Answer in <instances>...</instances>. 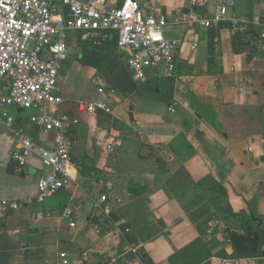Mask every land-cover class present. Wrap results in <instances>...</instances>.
Segmentation results:
<instances>
[{
  "label": "crops",
  "instance_id": "0c3cea01",
  "mask_svg": "<svg viewBox=\"0 0 264 264\" xmlns=\"http://www.w3.org/2000/svg\"><path fill=\"white\" fill-rule=\"evenodd\" d=\"M189 3L139 0L145 14L166 16V36L180 40L172 78L150 71L136 80L112 33L102 45L67 34L68 58L58 72L64 102L47 109L76 120L69 178L38 202L37 178L50 170L29 155L17 174L13 139L0 132V200L21 205L5 218L0 264H170L195 244L197 264H264V240L256 256L237 255L224 231L231 214H252L264 232V0H235L230 17L252 25L239 54L229 22L217 30L178 24ZM214 8L209 0L204 15ZM99 90L107 111L79 112L78 104L92 103ZM11 111L36 144H52L51 135L29 124L33 110ZM203 190L208 197L198 196L203 204L195 207ZM74 205L80 210L70 228L61 213Z\"/></svg>",
  "mask_w": 264,
  "mask_h": 264
},
{
  "label": "built area",
  "instance_id": "2783aa9c",
  "mask_svg": "<svg viewBox=\"0 0 264 264\" xmlns=\"http://www.w3.org/2000/svg\"><path fill=\"white\" fill-rule=\"evenodd\" d=\"M208 3L190 0L178 24L189 29L217 30L229 22L232 37L252 34L251 23L230 17L235 0H215L211 17L204 15ZM60 9L65 10L66 17L59 16ZM170 25L164 15L145 14L139 0H0V132L13 139L11 160L17 174L29 155L36 156L43 168L50 170L37 178L38 202L63 190L69 178L70 132L76 120L47 109H57L64 102L58 89V72L68 58L67 34L76 32L81 41L92 44H100L114 34L117 48L125 52L128 71L142 81L150 71L160 72L164 78L173 77L180 40L166 36ZM101 96L103 91L99 90L92 103L80 102L78 111H107ZM13 109L33 110L29 124L51 135L52 144H36L26 130L15 125ZM115 147L114 143L108 144L106 152ZM20 207L17 202L0 200V236L8 212ZM79 210V205L62 210L61 217L70 228L75 227L74 216ZM101 214V206L96 204L94 216ZM213 230L211 227L209 233ZM227 243L231 245L229 235ZM129 251L138 255L137 246L129 247ZM60 256L64 258L65 254Z\"/></svg>",
  "mask_w": 264,
  "mask_h": 264
},
{
  "label": "trees",
  "instance_id": "16d2710c",
  "mask_svg": "<svg viewBox=\"0 0 264 264\" xmlns=\"http://www.w3.org/2000/svg\"><path fill=\"white\" fill-rule=\"evenodd\" d=\"M243 36L244 35H242V34H237L232 38V50L235 54H239L242 51ZM105 40L106 39L101 40L100 45H102V43H104ZM89 44L97 45V44H92V42H90ZM115 45H116V41H115ZM255 49L256 48L254 47V50ZM251 55H253V54H251ZM248 57L252 58L251 56H248ZM229 219H233V222L230 221ZM229 219L225 223L226 227L224 230L229 236L231 234H238L239 231H243L244 233L249 232V231H256V232H258L259 237H260L259 246L263 243L264 232L260 229V220L258 218H256L252 214H249V215H247V214H231ZM206 222H203V223H206ZM233 223H235V224L237 223V225H234ZM202 225L203 224L197 225L198 229L201 233L203 232ZM128 238H130V237H127V240H129V242H132V240L128 239ZM131 246L135 247L136 246L135 242H132ZM198 246H201V245L200 244H195L194 246L192 245V246L184 249L182 252L173 255L169 259L170 264H197L199 262L198 253H197ZM258 253H259V251H257V253H255V254H245V253H239V252L237 253L236 252L237 255H244V256H249V257L256 256ZM143 262L147 264V262L145 260Z\"/></svg>",
  "mask_w": 264,
  "mask_h": 264
},
{
  "label": "water",
  "instance_id": "95a60500",
  "mask_svg": "<svg viewBox=\"0 0 264 264\" xmlns=\"http://www.w3.org/2000/svg\"><path fill=\"white\" fill-rule=\"evenodd\" d=\"M264 39V35H263ZM232 248L239 253L255 254L258 251L260 237L258 232L249 231L245 234H231ZM142 253V251H140Z\"/></svg>",
  "mask_w": 264,
  "mask_h": 264
},
{
  "label": "rangeland",
  "instance_id": "374dc122",
  "mask_svg": "<svg viewBox=\"0 0 264 264\" xmlns=\"http://www.w3.org/2000/svg\"><path fill=\"white\" fill-rule=\"evenodd\" d=\"M14 112H15V111H14ZM14 112H12V115L14 114ZM26 114H27V112H26ZM13 116H14V115H13ZM213 187H214V188H213ZM213 187L210 186L208 189H209V190L211 189L210 191H213V190H214V192H216V191H217V188H216L215 186H213ZM197 189H198V188H197ZM209 190H208V191H209ZM203 191H204V190H203ZM198 196L201 197V198H202V196H204L205 198H207V197H208V194L205 193V191H204V192L202 193V195H201V194H200V195H197V196H196L195 203H194V204H195V207H197V205H198L199 203H202L201 200H198ZM199 201H200V202H199ZM202 204H203V203H202ZM207 205H208V203L205 201L203 207H204V206H207ZM214 217H215V216H214ZM215 218H216V217H215ZM215 218H214V219H215ZM229 218H230V217H229ZM229 218H228V219H229ZM218 219L220 220L221 218L219 217ZM228 219H227L226 221H228ZM229 220L233 222V219H229ZM206 221H208L207 218H205V219L203 220V222H206ZM233 224H234V225H237V223H236V224L233 223ZM233 224H232V225H233ZM198 250H201V246H198Z\"/></svg>",
  "mask_w": 264,
  "mask_h": 264
}]
</instances>
